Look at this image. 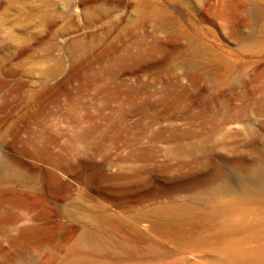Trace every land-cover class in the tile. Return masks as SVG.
Returning a JSON list of instances; mask_svg holds the SVG:
<instances>
[{
    "label": "rangeland",
    "instance_id": "rangeland-1",
    "mask_svg": "<svg viewBox=\"0 0 264 264\" xmlns=\"http://www.w3.org/2000/svg\"><path fill=\"white\" fill-rule=\"evenodd\" d=\"M190 173L234 191L135 219ZM0 264H264V0H0Z\"/></svg>",
    "mask_w": 264,
    "mask_h": 264
},
{
    "label": "bare ground",
    "instance_id": "bare-ground-1",
    "mask_svg": "<svg viewBox=\"0 0 264 264\" xmlns=\"http://www.w3.org/2000/svg\"><path fill=\"white\" fill-rule=\"evenodd\" d=\"M183 120H185L186 124H191L190 121H192V118L190 116H187V117H184ZM209 122H211V121H209ZM228 122L229 121L226 120V122L224 124H226ZM214 125H216V123ZM192 131H194V130H192ZM187 133H189L188 130H180L178 128H176L174 130H167V131L162 130V131H158V132H153L152 135L148 139L149 141L146 139L149 142L148 146L137 148L136 150L131 151L130 154L128 152L129 155L125 159H130V160H133L136 162H141V163H148L150 161H153L154 160L153 155L158 152V149L154 144L151 145L150 144L151 142H155V140H158V139H162L165 142H170V141H173V140L179 138L180 136L186 135ZM193 143H195V142L193 141L191 145H189L186 148L183 147V149L191 150V154L193 156V164L194 165H200L202 162V159L197 157L196 153H200V151L203 149L204 145L198 146L197 144L195 145ZM176 156H178V155H176ZM126 170H128V169L126 168ZM232 176H233V178H234V180L237 183V186L239 188L238 190H235V192L245 191L248 187V184L251 183L252 180L254 181V178H252L251 176L242 175L239 172H234L232 174ZM222 177H224V176H222ZM218 179H220V177L217 176L216 174H191L190 173V174L180 175L179 177L174 178L172 181L165 184V186H163L160 190L154 189L150 192H146L145 193L146 200L158 201V200H162L164 198L172 199L177 194L188 192V193H191L193 195L192 196L193 197V205H190V206L187 204H181V205L178 204L179 206L176 204H173V205H163V204L149 205V206L143 208L140 212H137L136 214H134V217L136 220H148V221H150L151 227L154 231H159V232L162 231V232H165L166 234L175 233L179 238H186L187 237L186 231H184L183 229L182 230L176 229L175 227H171L170 225H172L175 222L173 220L176 219L175 218L176 215L178 216L180 213L182 214V212L188 210L189 208H193L197 204V202L199 201L197 199L198 196H202V195L222 196L225 194H230L234 191L231 188V186L228 184L229 175H227V177H226L227 182H225L226 180L225 181L223 180L222 183H217ZM249 190H251V189H249ZM200 201H203V199L201 198ZM216 203H217V205H215V206L213 205L211 207L212 209L225 210V209L229 208L228 205L225 203V201L222 199H219ZM121 204H122V202H118L119 207H123ZM174 212H176L175 215L173 214ZM163 217L169 219V221H164L163 219H161ZM191 239H193V238H191Z\"/></svg>",
    "mask_w": 264,
    "mask_h": 264
}]
</instances>
